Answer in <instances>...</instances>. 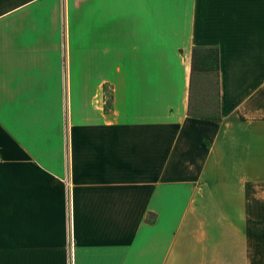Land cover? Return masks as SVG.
<instances>
[{
  "label": "crops",
  "instance_id": "1",
  "mask_svg": "<svg viewBox=\"0 0 264 264\" xmlns=\"http://www.w3.org/2000/svg\"><path fill=\"white\" fill-rule=\"evenodd\" d=\"M0 157V264H264V0H0Z\"/></svg>",
  "mask_w": 264,
  "mask_h": 264
},
{
  "label": "trees",
  "instance_id": "2",
  "mask_svg": "<svg viewBox=\"0 0 264 264\" xmlns=\"http://www.w3.org/2000/svg\"><path fill=\"white\" fill-rule=\"evenodd\" d=\"M199 74L208 77V93L207 98L203 99L197 105V108H195L196 79ZM213 95H215L216 99L215 105L210 101ZM188 114L207 121H220L219 51L217 47L194 46L192 49L188 89Z\"/></svg>",
  "mask_w": 264,
  "mask_h": 264
},
{
  "label": "rangeland",
  "instance_id": "3",
  "mask_svg": "<svg viewBox=\"0 0 264 264\" xmlns=\"http://www.w3.org/2000/svg\"><path fill=\"white\" fill-rule=\"evenodd\" d=\"M207 93H208V77L199 74L197 75V79H196V91H195V98H194L195 108H197V105L201 101H203V99L207 98ZM210 101L212 102L213 105L216 104L215 95H213L212 98H210ZM240 254H241L240 251L239 252L234 251L233 256H235V258H240Z\"/></svg>",
  "mask_w": 264,
  "mask_h": 264
},
{
  "label": "built area",
  "instance_id": "4",
  "mask_svg": "<svg viewBox=\"0 0 264 264\" xmlns=\"http://www.w3.org/2000/svg\"><path fill=\"white\" fill-rule=\"evenodd\" d=\"M0 159H1V157H0Z\"/></svg>",
  "mask_w": 264,
  "mask_h": 264
}]
</instances>
